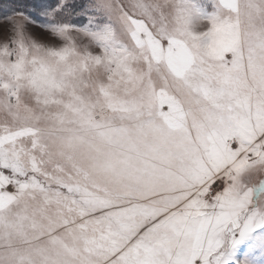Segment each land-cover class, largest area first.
<instances>
[{
    "label": "snow or ice",
    "instance_id": "obj_1",
    "mask_svg": "<svg viewBox=\"0 0 264 264\" xmlns=\"http://www.w3.org/2000/svg\"><path fill=\"white\" fill-rule=\"evenodd\" d=\"M0 264H264V0H0Z\"/></svg>",
    "mask_w": 264,
    "mask_h": 264
}]
</instances>
